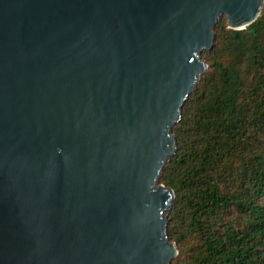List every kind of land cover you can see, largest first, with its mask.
Returning a JSON list of instances; mask_svg holds the SVG:
<instances>
[{
    "label": "water",
    "instance_id": "95a60500",
    "mask_svg": "<svg viewBox=\"0 0 264 264\" xmlns=\"http://www.w3.org/2000/svg\"><path fill=\"white\" fill-rule=\"evenodd\" d=\"M263 4L0 0V264H171L172 129Z\"/></svg>",
    "mask_w": 264,
    "mask_h": 264
},
{
    "label": "trees",
    "instance_id": "16d2710c",
    "mask_svg": "<svg viewBox=\"0 0 264 264\" xmlns=\"http://www.w3.org/2000/svg\"><path fill=\"white\" fill-rule=\"evenodd\" d=\"M208 71L172 134L171 264H264V4L243 30H215Z\"/></svg>",
    "mask_w": 264,
    "mask_h": 264
},
{
    "label": "rangeland",
    "instance_id": "374dc122",
    "mask_svg": "<svg viewBox=\"0 0 264 264\" xmlns=\"http://www.w3.org/2000/svg\"><path fill=\"white\" fill-rule=\"evenodd\" d=\"M218 24H219V26L221 27H224L225 29H228V30H232V29H230L229 28V26L227 25V16L226 15H221L220 17H219V19L217 20V22H216V24H215V26H214V28H213V34H215V30H216V26H218ZM214 42H215V39H214ZM213 46H214V44H213ZM205 51L206 50H204V51H202L201 52V59L204 61V63H205V65H206V69H205V71H204V73L202 74V75H204L209 69H208V63H207V61L204 59V53H205ZM202 75H201V77H202ZM200 77V78H201ZM200 81V80H199ZM197 84H198V82H197ZM196 84V85H197ZM166 214V220L168 221V217H167V212L165 213ZM173 242V241H172ZM175 244V243H174ZM175 246H176V244H175ZM176 250H177V247H176ZM177 254H178V250H177ZM177 256V255H176Z\"/></svg>",
    "mask_w": 264,
    "mask_h": 264
}]
</instances>
